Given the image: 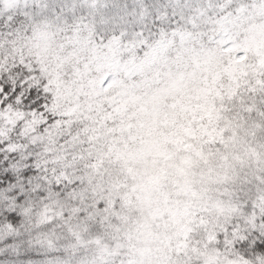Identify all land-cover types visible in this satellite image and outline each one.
<instances>
[{"label": "snow or ice", "instance_id": "obj_1", "mask_svg": "<svg viewBox=\"0 0 264 264\" xmlns=\"http://www.w3.org/2000/svg\"><path fill=\"white\" fill-rule=\"evenodd\" d=\"M0 264H264V0H0Z\"/></svg>", "mask_w": 264, "mask_h": 264}]
</instances>
